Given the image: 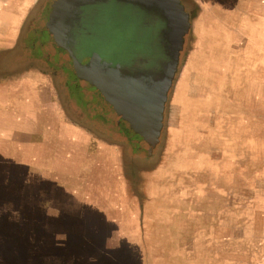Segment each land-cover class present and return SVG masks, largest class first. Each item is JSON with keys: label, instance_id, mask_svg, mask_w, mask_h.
Wrapping results in <instances>:
<instances>
[{"label": "crops", "instance_id": "0c3cea01", "mask_svg": "<svg viewBox=\"0 0 264 264\" xmlns=\"http://www.w3.org/2000/svg\"><path fill=\"white\" fill-rule=\"evenodd\" d=\"M181 1L190 15L192 45L196 43V28L200 24L206 29L204 33L218 38L224 39L227 34L235 36L234 41L227 42L224 55L214 56L198 65L204 66L201 73L205 76L197 71L190 73L189 82L184 79L183 71L188 61L185 58L171 88V100L168 98V105L166 103L163 120L166 127L164 125L162 129L166 132L165 152L172 143V137L168 135L171 129L176 128L179 133L191 130L195 136L190 153L177 159L175 165L177 170L186 166L180 171L181 180L175 184L174 192L183 205H188L181 209L182 213L190 215L200 209L201 192L194 184L200 166L206 165L209 169L205 170L210 176H219L221 164L218 162L224 161L223 175L228 176L232 169L233 146L239 147L237 156L241 166L254 157L257 173L264 178V0ZM185 3L191 4L192 11ZM30 13L18 17L13 13L2 14L6 19L0 44V180L13 179L14 184L11 181L8 184L14 185L19 194H23L24 187L30 184L32 211L37 208L47 210V221L44 222V218L38 224L63 228L74 236L79 234L84 241L87 232L85 235L80 233L82 224L95 226L96 217L100 215L102 221L104 218V202L98 203L97 198L103 192L104 178L109 179L116 189L110 193L113 197L107 199L106 220L118 226L116 218H123L122 213L130 203L134 217L140 213L138 196L126 191L127 196L124 188V191L120 190L124 166L119 143H125L133 155L142 152L131 139V126L130 131L127 130L116 118L114 127L104 126L103 96L91 91L71 73H64L63 67L56 63L62 75L58 77L51 73L53 65L47 60L55 55L50 45L51 35L50 42L48 37L46 41L43 39L45 28L24 25ZM36 13L33 10L31 14ZM12 22L20 23L12 27ZM188 48L187 45L185 57ZM13 67L15 69L10 71ZM47 79L55 86L51 93L45 84L39 82ZM205 80L209 82L205 83ZM73 83L80 100L74 98V90H69ZM62 100L73 110L74 120L70 115L67 117L61 106ZM115 117H118L116 113ZM204 122H208L209 127ZM102 130L114 141L99 137L97 133ZM210 130L214 131L212 146L205 149L206 139L210 138L206 135ZM178 139L182 141H178L182 143L179 144L181 151L188 152L186 140L183 137ZM219 146L223 148L219 149ZM207 150L210 160L204 159L201 163L198 155ZM179 151L175 149L176 153ZM167 161L164 157L161 165ZM89 188L97 202L91 196V202L88 201ZM144 199L146 203L147 198ZM39 201L42 205L36 204ZM262 209L254 220L256 238L245 243L240 236L233 240L232 224L226 218H219L216 222L193 215L182 219L176 213L173 221H177L178 229L175 237L177 255L190 262L203 259V264H264V206ZM68 218L80 225L79 231L75 232L67 225ZM116 237L118 240L122 237L119 227Z\"/></svg>", "mask_w": 264, "mask_h": 264}, {"label": "rangeland", "instance_id": "374dc122", "mask_svg": "<svg viewBox=\"0 0 264 264\" xmlns=\"http://www.w3.org/2000/svg\"><path fill=\"white\" fill-rule=\"evenodd\" d=\"M54 1L39 0L32 4L34 7L31 13L33 10L37 13L34 15L30 13L31 16L26 18L24 25L43 28L44 22L48 19L44 14L48 15V10ZM32 5L28 8L30 9ZM192 9L193 7L189 4V10L192 11ZM82 12L83 14L78 12V19H81L82 16L85 22L88 18L91 23L87 25V21L84 24L83 34L86 35L80 49L81 58L85 59L98 54L103 62L123 65L120 67L121 76L156 74V78L160 77L159 75L169 64L168 35L171 23L160 15L158 10L149 13L138 6H129L120 0H111L108 4L101 3ZM200 26L201 24L196 28V43L191 44V35L188 33L179 56L178 69L185 58L188 60L186 69L183 71V77L188 82L191 72L198 71L200 75L205 76L204 73H201L204 66L199 67L198 65L204 64V61L209 58L213 59L214 56L224 55L227 42L231 43L235 37L234 34H227L224 39L218 38L210 33H204L206 29H202ZM76 35L81 36L79 27ZM187 45L189 53L185 57ZM58 59L56 61L58 67L76 68L74 62L64 53ZM51 67L53 68L54 65ZM54 68L57 69L56 66ZM14 69L15 67L10 71ZM39 82L40 85L45 84L49 88V93L53 91L52 87H55L50 84L48 79L46 82L44 80H39ZM204 82L208 83L209 81L205 80ZM73 85L74 83L69 90H74L72 92L74 98L80 100ZM172 89L168 95L170 100ZM184 94L187 96V91L186 93L184 91ZM61 106L67 117L70 115V118L74 120L73 110L68 108L65 100L61 101ZM105 107H107L106 102ZM169 109L168 106V113ZM109 112L104 114L105 119L110 122L115 121V113ZM204 124L209 127L208 122H204ZM179 131L176 128L168 131L173 144H169L168 150L165 152L166 132L164 130L161 142L154 148L151 155L143 153L133 155L128 146L120 141L119 146L122 154L120 157L124 166L123 173L120 175V180L123 181H120V190L124 191V188L125 193L127 191L128 194L134 193L135 196H138L143 210L140 209V213H137L135 218L130 203L122 213L123 218H116V221H119L118 226L116 223L114 225L111 221L106 220L107 199L110 196L113 197L110 193L116 189L109 179L104 178L103 192L99 193L100 196L97 195L98 203L104 202L103 221L99 215L96 217L97 225L85 226L82 224L80 230V233H84V235L87 232V240L91 238V242L82 241L79 234L74 236L68 230L64 231L63 228L39 225L38 222L40 223L44 218V222L47 221L48 215L45 209L37 208L32 211V186L30 184L25 186L24 193L19 194L15 192L14 185L8 184L10 181L14 184L13 179L0 180V264H203V259H198V262H190L177 255L175 237L178 236V229L176 228L177 221H173L176 213L182 219L190 218L192 215L198 218L208 217L210 221L215 220V222L219 218H226L232 224L233 240L239 236L245 239L243 243L246 240L247 242L255 240L256 234L253 229L256 228V224H254V220L258 214L260 215L264 206V178L261 179L259 172L257 173V163L254 157L243 162L242 167L237 156L239 147L233 146L232 169L226 177L223 175L225 174V170L223 171L224 161L218 162V165L221 164L219 176H215V174L210 176V173L205 170L209 168L206 165L200 166L199 176L197 175L194 179L196 181L194 182L195 189L201 192L199 196L200 209L196 210L197 213L184 215L181 209L187 208L188 205H183V202L176 198L174 190L175 184L181 180L180 171L185 170L186 166L182 165L179 167L181 170H177L175 165L177 159L190 153L192 140L195 139V136L191 134V130L180 133ZM213 132L210 130L208 134L206 133V137L210 138L206 139L205 149H209V145L212 146ZM97 135L114 141L104 130L98 131ZM182 137L186 140L188 152L180 149L179 144H182V141L178 138ZM218 148L222 149L223 147L219 146ZM175 149L180 151L176 153ZM184 149L186 150V147ZM140 152L142 151L140 150ZM198 156L201 163L204 162V159L210 160L208 150L199 153ZM164 157H167L168 161L161 165ZM195 166H198L197 163ZM243 172L245 175H242ZM1 182L5 183L1 185ZM127 186L128 188H125ZM145 188L146 191H144ZM91 190L87 195L90 202V196L96 200L95 194ZM62 195L64 194L62 193ZM144 198H147L146 203ZM126 200H129L128 197ZM40 201L36 204L42 205ZM131 202L133 201L131 200ZM67 223L68 226L74 228L75 232L79 231L80 225H75L71 218H68ZM118 227L122 236L120 240L116 237ZM238 245L240 246V244Z\"/></svg>", "mask_w": 264, "mask_h": 264}, {"label": "water", "instance_id": "95a60500", "mask_svg": "<svg viewBox=\"0 0 264 264\" xmlns=\"http://www.w3.org/2000/svg\"><path fill=\"white\" fill-rule=\"evenodd\" d=\"M109 1L55 0L47 11L48 15L44 14L48 19L43 28L50 32L58 56L64 53L76 65V68L63 67L64 73H71L76 80L89 79L103 95L107 108L113 109L118 115L116 119L120 125H125L129 131L131 126L130 134L135 147L151 155L153 148L160 142L168 95L178 71L185 37L190 31V15L181 0H120L149 13L158 10L171 23L168 35L169 64L160 77L156 78V74L121 76L119 64L112 66L111 63L103 62L98 54L85 58L84 62L88 64L79 63L69 45L79 21L78 12L101 3L108 4ZM117 121L110 122L104 115L102 118L105 127L115 126Z\"/></svg>", "mask_w": 264, "mask_h": 264}, {"label": "flooded vegetation", "instance_id": "af4514ba", "mask_svg": "<svg viewBox=\"0 0 264 264\" xmlns=\"http://www.w3.org/2000/svg\"><path fill=\"white\" fill-rule=\"evenodd\" d=\"M39 0H0V2H1V8H0V44L3 42V38H2V36H1V30L3 29V27H4V25H3V22L5 21V19H6V17L4 16V15H2V14H4V13H13V14H16L17 16L16 17H18L19 15L21 16V15H24L25 13H27V14H29V12H31V10H32V8L34 7V5H32V4H35V3H37ZM184 4V3H183ZM186 4V7H187V9H189V4L188 3H185ZM30 5H32V7H30V9L28 8ZM90 8H94L93 6H91V7H89V8H83L82 10L84 11V10H88V9H90ZM30 10V11H29ZM82 10L80 11L82 14H83V12H82ZM80 13V14H81ZM88 21V22H87ZM87 25H88V23H91V21L87 18ZM85 21H84V18H82V16H81V19H79V21L77 22V28H76V30H75V32L73 33V36H72V40H71V42L69 43V45H70V47L72 48V50H73V54L75 55V57L77 58V60H78V62L79 63H81V64H88V63H86V62H84V59L83 58H81L80 57V55H81V53H80V49H81V46H82V44H83V42H84V36L86 35V34H83V30H84V24L86 23ZM19 25V23L18 22H12V23H10L11 25L10 26H12V27H16V26H18L17 24ZM99 25V24H98ZM78 27H79V31H80V33H81V36L80 37H78V35H76V32H77V30H78ZM93 34V33H92ZM47 37H48V39H49V42H50V32L47 30V31H45V34H44V36H43V39L44 40H46L47 41ZM51 44V46L53 47L52 49H54L55 50V55H54V57H47V60H48V63H51L50 65H54L55 66V60H59L58 58H59V56H58V54H57V47L54 45V43L53 42H50ZM84 47V46H83ZM55 60H54V59ZM50 60V61H49ZM46 63V62H45ZM44 63V64H45ZM117 64H114V63H112V66H116ZM45 66H48L47 64H45ZM122 67H123V65H121ZM51 68V67H50ZM72 72H73V74H75V72H74V70H72ZM51 73L52 74H54V75H57L58 77H61V70H57V69H53L52 68V70H51ZM82 82L84 83V84H86L87 85V87H89V89L91 90V91H94V92H98V95L101 97V96H103L98 90H97V88L94 86V85H92L91 84V82H90V80L89 79H87L86 77L85 78H83L82 79ZM104 98V97H103ZM104 114L107 112V111H112V113L114 112L113 110H111V108H107V107H105V103H104ZM107 110V111H106ZM109 112V113H110ZM112 113H111V115H112ZM115 113V112H114ZM106 118H107V116H106Z\"/></svg>", "mask_w": 264, "mask_h": 264}]
</instances>
